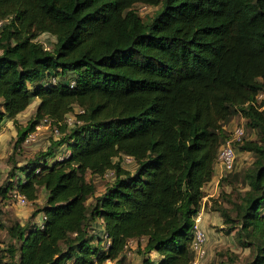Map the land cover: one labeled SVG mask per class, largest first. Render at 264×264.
<instances>
[{
  "label": "trees",
  "instance_id": "16d2710c",
  "mask_svg": "<svg viewBox=\"0 0 264 264\" xmlns=\"http://www.w3.org/2000/svg\"><path fill=\"white\" fill-rule=\"evenodd\" d=\"M136 4L159 9L145 21ZM0 20V123L37 97L17 145L45 118L59 136L3 190L45 199L34 222L5 223L0 210L10 237L0 264H134L129 240L135 264H191L192 216L237 113L258 132L236 141L253 153L234 203L237 237L251 264H264V0H0ZM44 32L51 48L37 40ZM108 172L114 179L88 203L86 174Z\"/></svg>",
  "mask_w": 264,
  "mask_h": 264
},
{
  "label": "rangeland",
  "instance_id": "374dc122",
  "mask_svg": "<svg viewBox=\"0 0 264 264\" xmlns=\"http://www.w3.org/2000/svg\"><path fill=\"white\" fill-rule=\"evenodd\" d=\"M134 8L139 12L142 18L147 21L152 17L154 12L159 9V6L136 4ZM37 40L41 42L44 47L51 48L55 41V37L44 32L37 37ZM262 97L263 94L260 95L259 100H261ZM34 99L35 98L31 100L27 109L17 115L15 119L5 118L0 123V210L1 219L4 220L5 223H10V221L13 220L24 223L27 219L34 222L40 217V214L38 215L37 213L33 215V213L38 206L43 204L45 199L44 192L40 191L38 198L34 202L28 201L26 204L22 205L17 202L12 194L13 191L16 190L15 188H10L7 192H3V190L8 187L7 185L9 182L12 181L15 185L18 178L22 176L20 171L17 170L19 167L26 164L28 160L36 157L39 152L45 151L52 141L59 137L56 136L53 131L54 125L51 122L44 121L35 126L33 140L25 143L21 142L17 145L16 141L19 138V134L17 133L18 128H24L32 120L35 112L37 103ZM260 109H263V106L260 107ZM78 110L79 108L75 106V111L77 112ZM68 116L72 118L73 113H69ZM237 126L243 127L244 130L241 141L258 138L257 130L251 128L248 125L247 118L240 113L235 114L224 124V128L228 134L227 138L233 137V130ZM240 143H234L236 155L233 169L231 171H224L220 165L215 164L213 179L203 187L205 196L202 202L203 206L205 202L207 205L205 208L202 207L201 209L203 213L209 214L210 221L206 223V228L204 227L207 236L203 246L205 252L197 264H251V249L248 246H243L239 240L240 238L238 239L237 237V228L240 225L237 223V210L234 203L238 202L242 192L248 189L246 172L253 161V153L240 150ZM65 148V145L58 147L55 155L63 154ZM120 160L123 167L130 170L135 168V164L131 157L127 159L126 156H123ZM86 177L95 184V193L92 197L88 198V203H92L94 197L100 195L105 187L114 179L112 172L100 176L87 173ZM217 205L227 208L233 222L236 224L224 221V217L214 208ZM261 211L264 213V204ZM211 216H213V218H211ZM99 232L97 220L92 227V234L97 236L100 234ZM9 239L10 237L7 231L0 229L1 249L5 247ZM95 242L96 239L94 238L92 243ZM132 246H134V248H132ZM128 250L131 253L135 252V242L131 243ZM126 255V260L128 259L133 263L139 261V256L136 253L134 256L133 254ZM66 264L73 263L69 260ZM107 264H113V261Z\"/></svg>",
  "mask_w": 264,
  "mask_h": 264
},
{
  "label": "built area",
  "instance_id": "2783aa9c",
  "mask_svg": "<svg viewBox=\"0 0 264 264\" xmlns=\"http://www.w3.org/2000/svg\"><path fill=\"white\" fill-rule=\"evenodd\" d=\"M3 24V20H0V28ZM72 85V83H71ZM70 116L67 117V121L70 123L72 121V118H69ZM49 119H44L42 122H50L48 121ZM55 135L58 134L57 128L53 129ZM32 132V133H31ZM29 132L26 137L23 140V143L28 142L30 140L34 139L33 131ZM244 134L243 127L237 126L233 130V137L232 138H227L225 141L222 142V144L219 146L218 153H217V159H216V164L220 165L221 168L224 171H231L234 167V162H235V146L234 143L237 141H241V137ZM130 156H126L128 159ZM13 196L16 198L17 202L24 205L28 202L26 197L22 194L19 193V191L14 190L13 191ZM45 218L44 215L41 216V219L43 220ZM192 226H191V248L194 251V258L191 261V264H197L199 259L203 257L204 255V244L206 242L207 236H206V231L201 225L202 221V214L200 210H197L193 216H192ZM40 221L39 223H41ZM105 237V235H104ZM133 241L129 240L127 243V247L131 245ZM108 245V242H106L105 247ZM126 247V248H127ZM109 262H112L109 259H106L104 262L100 263L94 260V264H107Z\"/></svg>",
  "mask_w": 264,
  "mask_h": 264
},
{
  "label": "crops",
  "instance_id": "0c3cea01",
  "mask_svg": "<svg viewBox=\"0 0 264 264\" xmlns=\"http://www.w3.org/2000/svg\"><path fill=\"white\" fill-rule=\"evenodd\" d=\"M34 98H35L34 101H35L36 103H38V102H39L38 98H37V97H34ZM28 106H29V105H28ZM26 109H27V108H26ZM24 111H25V110H24ZM24 111H23V112H24ZM19 114H20V113H19ZM19 114H18V115H19ZM213 177H214V176H213ZM212 179H213V178H212ZM44 197H45V195H44ZM207 200H210V199H207ZM206 205H207V204H206V202H205V203H204V206H203V204H202V205L200 206V208L198 209V210H200V212H201V214H202L201 225L203 226V228H204V227L206 228V225H207L206 223H208V222L210 221V220H209V219H210V216H208L209 214H208V213H207V214H206V213H203V212H202V209H201L202 207L205 208ZM39 214L41 215L42 212H39L38 215H39ZM211 218H213V216H211ZM216 220H217V219H216ZM96 222H97V221H94V222H93V225H94ZM202 223H203V224H202ZM98 227H99V230H100V231L103 230V227L101 226V224L99 223V221H98ZM133 244H134V243H133ZM132 248H134V246H132ZM126 254H128V255H129V254H133V256H134L135 252H134V253H131V252L127 249V250L125 251V255H126ZM126 256H127V255H126ZM133 256H132V257H133ZM151 256L153 257V259H157V255H156L155 253H152ZM134 264H135V263H134Z\"/></svg>",
  "mask_w": 264,
  "mask_h": 264
}]
</instances>
